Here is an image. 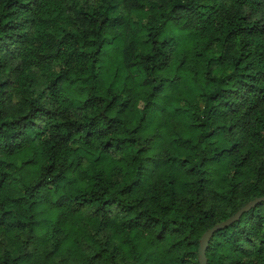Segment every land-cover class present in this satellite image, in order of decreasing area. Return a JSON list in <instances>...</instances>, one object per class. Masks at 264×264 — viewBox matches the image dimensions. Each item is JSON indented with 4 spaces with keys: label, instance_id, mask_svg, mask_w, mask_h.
I'll list each match as a JSON object with an SVG mask.
<instances>
[{
    "label": "trees",
    "instance_id": "trees-1",
    "mask_svg": "<svg viewBox=\"0 0 264 264\" xmlns=\"http://www.w3.org/2000/svg\"><path fill=\"white\" fill-rule=\"evenodd\" d=\"M262 196L264 0H0V264H200Z\"/></svg>",
    "mask_w": 264,
    "mask_h": 264
},
{
    "label": "water",
    "instance_id": "water-1",
    "mask_svg": "<svg viewBox=\"0 0 264 264\" xmlns=\"http://www.w3.org/2000/svg\"><path fill=\"white\" fill-rule=\"evenodd\" d=\"M261 199H264V196L253 198V199L249 200L247 203L242 205L238 210H236L232 215H230L229 217L215 223L211 227L207 228L201 234L200 240H199V245L197 248L198 260H199L200 264H207L205 249H206V246L208 244L209 238L213 234V232L224 227V226H226V225H228L230 222H232L233 220L238 218L243 211L248 210L251 206H253L255 203H257Z\"/></svg>",
    "mask_w": 264,
    "mask_h": 264
}]
</instances>
